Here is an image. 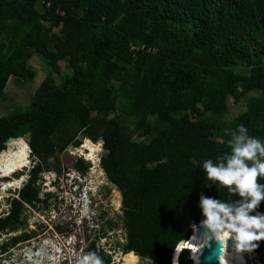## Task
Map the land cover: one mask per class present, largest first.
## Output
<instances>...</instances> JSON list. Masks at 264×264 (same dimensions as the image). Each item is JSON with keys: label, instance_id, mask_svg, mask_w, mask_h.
<instances>
[{"label": "trees", "instance_id": "16d2710c", "mask_svg": "<svg viewBox=\"0 0 264 264\" xmlns=\"http://www.w3.org/2000/svg\"><path fill=\"white\" fill-rule=\"evenodd\" d=\"M33 55L49 70L28 107L0 110V153L10 137L29 136L30 146L12 141L17 148L0 155V177L11 159L16 169L28 166L31 150L38 162L0 215V232L23 227L39 171L54 166L57 152L81 146L80 134L103 142L102 166L123 198L126 251L154 264H172L203 220L201 193L240 199L201 166L230 151L226 130L241 124L264 141V0H0V97L10 76L34 78ZM231 99L246 109L225 120ZM85 146L94 159L99 146ZM182 209L191 213L186 226L177 219ZM256 212L264 213V201ZM202 240L188 244L193 256ZM256 243L264 254V240ZM232 248L229 241L222 261L231 263ZM178 263L193 264L188 249Z\"/></svg>", "mask_w": 264, "mask_h": 264}, {"label": "flooded vegetation", "instance_id": "af4514ba", "mask_svg": "<svg viewBox=\"0 0 264 264\" xmlns=\"http://www.w3.org/2000/svg\"><path fill=\"white\" fill-rule=\"evenodd\" d=\"M81 157L87 164L91 161ZM78 164L79 161L75 170L66 171V190L60 182L51 185L53 188L58 185L56 194H40L41 185L38 182L52 168L39 171L35 181L38 198L24 202L23 227L0 232V264H76V258L89 251H95L101 256L104 264H125L127 230L123 205H120L118 195L115 203H119V208L112 204V194H118L120 190L110 181L106 171L101 174L92 170L90 165L84 170ZM33 168L29 170L27 178L24 177L22 187L29 182ZM74 171L77 173L73 174ZM91 173L98 175L91 177ZM36 214L42 221L37 225L39 229L31 221V217ZM28 223L30 227L26 228ZM16 231L21 232L13 235ZM23 233L32 236L14 245L9 244L13 236ZM138 257L144 258L140 255ZM145 259L149 260V264H154L150 259ZM136 264H140V261Z\"/></svg>", "mask_w": 264, "mask_h": 264}, {"label": "clouds", "instance_id": "9594fccd", "mask_svg": "<svg viewBox=\"0 0 264 264\" xmlns=\"http://www.w3.org/2000/svg\"><path fill=\"white\" fill-rule=\"evenodd\" d=\"M226 132L231 137L227 141L230 151L217 156L215 161L204 160L201 167L209 181L240 199L225 202L201 193L199 207L204 218L200 225L204 232L203 240L195 243L194 252L198 254L193 258L197 264L200 250L209 240L219 244L221 257L227 254L230 240L236 251H252L258 247L256 242L264 240V213L252 214L264 201V183H260L264 178V141L250 136L242 124ZM192 228L197 231L195 224ZM76 264H104V260L95 251H89L81 253Z\"/></svg>", "mask_w": 264, "mask_h": 264}, {"label": "rangeland", "instance_id": "374dc122", "mask_svg": "<svg viewBox=\"0 0 264 264\" xmlns=\"http://www.w3.org/2000/svg\"><path fill=\"white\" fill-rule=\"evenodd\" d=\"M59 64L62 68V71L66 72L67 71L66 62L64 60H60ZM28 65L35 72L34 78L32 80L25 81L15 76H10L5 86L4 92L2 96L0 97V110L6 115H10L15 111L24 110L28 107L34 90L37 88V86L43 80V78L45 77V75L48 73V70H49V67L36 55H33L29 59ZM229 103H230L231 109L229 113L224 117L225 120H233L235 117H237L238 114H240L246 109L245 102H241L240 104H233V100L231 99ZM120 104L124 106L126 110H129L131 101L128 98H124V99H121ZM29 138H30L29 136L20 137L17 140L18 143L17 142L16 143L21 144V147L26 146V145L27 147H29L30 146L28 143ZM79 139L82 140L81 146L79 147L69 146L65 151L57 152V154L51 157V163H53L54 165L51 167L52 170H49L43 176V180H40L38 182L39 185H41V188H40L41 195L44 196L48 193L56 194V192L58 191V185H56L55 188H53V186L51 185L57 184L58 182H60V185L64 187V190H66V188L68 187L66 185L68 181L65 179L66 171L75 170L77 161L79 158H82L81 156H84L85 159L91 160L88 163L90 166H92V170L94 169L95 171H99L101 173L105 171V169L102 166V158L105 156V152L103 149V142L99 141L95 143L92 140L84 137L82 134L79 135ZM87 143L94 145V146L95 145L99 146V150L96 152V156L94 159H92V157L90 156V152L87 153V151H89V149L85 146ZM16 148H17V145H15L13 142L9 143V145H7L6 147L7 150L16 149ZM36 162H38V160L30 156V163L26 167L16 169V167L13 165L12 159L9 163L6 164L5 169H4L6 172V176L0 177V213L5 214V212L9 211L11 198L17 196L18 191L21 189L23 185L22 176L27 178L29 170L33 166H35ZM11 169H14L16 172L13 173ZM44 170H48V169L45 168ZM76 173H77L76 171L73 172V174H76ZM97 175L98 174L94 175L93 173L90 174L91 177H94ZM14 179L20 180L21 182L20 186L17 187L15 185H10L7 188H4V185L8 183L9 180H14ZM69 184H70V181H69ZM65 193L69 194L68 192H65ZM117 195L121 199L119 201H120V205L122 206L121 201L123 200V198H122V194L120 191L118 194H116L115 192L112 194L113 196L112 204H114L116 207L119 208V205L115 203ZM27 213H29V211H27ZM177 219L183 226H186L191 220V213L187 209H182ZM31 221L33 223H36V226L42 223L41 218L39 219V216L37 214L34 217H31ZM25 227L29 228L30 227L29 223ZM37 229H39L38 226H37ZM20 232L21 231H16L15 233H12V234L14 235ZM53 240L55 241V239ZM230 242L232 244L231 240ZM184 249H188V248L184 247ZM126 252L127 254H131V252H128V251ZM254 252H256V250ZM127 254H125V256ZM134 255L138 257L136 253ZM250 261H252V259H249V262ZM253 261L256 264H264V254H258L256 252ZM222 263L223 264H234L232 262L226 263L224 261H222ZM140 264H149V260L145 258H141Z\"/></svg>", "mask_w": 264, "mask_h": 264}, {"label": "water", "instance_id": "95a60500", "mask_svg": "<svg viewBox=\"0 0 264 264\" xmlns=\"http://www.w3.org/2000/svg\"><path fill=\"white\" fill-rule=\"evenodd\" d=\"M19 137H10L8 139V141L6 142V147L7 145H9V143H11L13 140L18 139ZM7 149L2 150V152L0 153V155ZM24 182L22 181V184ZM8 185H6L5 187H7ZM202 221V220H201ZM200 221V222H201ZM204 232V229L201 227L200 223L197 225V231H193V233L191 234V237L183 242L182 244L179 245V247L176 249L175 253H174V257L172 260V264H174V258L176 255L177 250L181 247L183 250L184 247L190 249L189 247H186V245H188L189 243L192 242L193 237L196 236V238H199ZM191 240V241H190ZM184 246V247H183ZM192 250V249H190ZM255 251V249H254ZM181 252V251H180ZM256 253V252H255ZM131 254H135L134 252H131ZM180 254V253H179ZM192 258H193V252H191ZM222 257L220 256L219 253V244L214 240H209L208 244H206L201 250L200 253L198 255V264H223L222 263ZM193 263H194V259H193Z\"/></svg>", "mask_w": 264, "mask_h": 264}, {"label": "bare ground", "instance_id": "6f19581e", "mask_svg": "<svg viewBox=\"0 0 264 264\" xmlns=\"http://www.w3.org/2000/svg\"><path fill=\"white\" fill-rule=\"evenodd\" d=\"M27 146V145H26ZM100 169V168H99ZM97 173V172H96ZM102 174V173H101ZM96 189V188H95ZM119 197V196H118ZM115 198V197H114ZM121 200V199H120ZM118 201V200H117ZM116 202V201H115ZM122 202V201H121ZM119 204V203H118ZM51 245V244H50ZM188 245H186L187 247ZM184 247V246H183ZM181 247L177 250L175 258H174V264L178 263V256L181 251ZM255 257L254 250L252 251H236L233 248L231 249V261L234 264H256L253 260ZM249 259H252V261L249 262ZM125 264H136L140 261V258L135 256L134 254H128L124 258ZM40 262V261H39ZM194 264H197V260H195Z\"/></svg>", "mask_w": 264, "mask_h": 264}, {"label": "built area", "instance_id": "2783aa9c", "mask_svg": "<svg viewBox=\"0 0 264 264\" xmlns=\"http://www.w3.org/2000/svg\"><path fill=\"white\" fill-rule=\"evenodd\" d=\"M48 5V4H47ZM126 234V233H125ZM255 253V252H254Z\"/></svg>", "mask_w": 264, "mask_h": 264}]
</instances>
